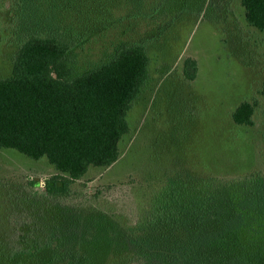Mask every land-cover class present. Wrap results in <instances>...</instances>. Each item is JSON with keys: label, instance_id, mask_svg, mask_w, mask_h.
I'll return each instance as SVG.
<instances>
[{"label": "trees", "instance_id": "trees-1", "mask_svg": "<svg viewBox=\"0 0 264 264\" xmlns=\"http://www.w3.org/2000/svg\"><path fill=\"white\" fill-rule=\"evenodd\" d=\"M14 1L25 36L10 73L0 77V147L46 157L55 172L42 180L45 195L67 198L91 167L118 159L120 139L130 128L127 113L149 63L137 40H121L84 69L76 64L77 49L120 17L154 16L158 4L151 0L145 11V0ZM239 1L246 22L264 30V0ZM120 9L124 14L114 17ZM182 73L194 80L193 57L183 59ZM253 109L243 99L231 117L252 124ZM146 203L135 222L123 226L104 212L71 209V222L39 231L37 238L20 231L15 241L0 239V264H99L105 249L120 256L127 249L126 264H264V169L169 176Z\"/></svg>", "mask_w": 264, "mask_h": 264}, {"label": "rangeland", "instance_id": "rangeland-1", "mask_svg": "<svg viewBox=\"0 0 264 264\" xmlns=\"http://www.w3.org/2000/svg\"><path fill=\"white\" fill-rule=\"evenodd\" d=\"M153 1L154 16L120 17L77 49L76 64L84 69L104 60L121 40L145 45L147 76L127 113L130 128L120 139L118 159L91 167L73 184L71 196L56 199L43 190L42 180L55 172L46 157L0 147V239L15 241L20 231L37 238L39 231L71 222V209L81 215L104 212L123 226L135 222L169 176H237L264 169V30L246 22L239 0ZM14 5L0 0V77L10 73L25 36ZM186 56L197 62L192 81L182 73ZM243 99L254 103L249 125L231 117ZM35 179L39 185L31 183ZM126 251L120 256L101 250L96 261L126 264Z\"/></svg>", "mask_w": 264, "mask_h": 264}]
</instances>
